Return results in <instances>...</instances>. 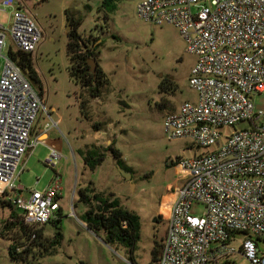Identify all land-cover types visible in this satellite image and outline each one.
I'll list each match as a JSON object with an SVG mask.
<instances>
[{
  "label": "built area",
  "instance_id": "1",
  "mask_svg": "<svg viewBox=\"0 0 264 264\" xmlns=\"http://www.w3.org/2000/svg\"><path fill=\"white\" fill-rule=\"evenodd\" d=\"M41 0H0L10 10L0 24V195L40 227L61 207L62 177L55 173L39 190L16 185L43 97L18 61L33 53L43 31L30 12ZM139 18L174 25L187 53L195 56L189 85L197 101L183 102L163 117L168 139H188L205 151L182 158L183 183L174 191L157 264H264V111L253 96L264 93V0H138ZM9 39V43L7 42ZM242 122L246 128L235 129ZM233 127L229 134L222 130ZM52 148L45 164L55 168ZM10 193V195H8ZM195 204L203 210L191 212Z\"/></svg>",
  "mask_w": 264,
  "mask_h": 264
},
{
  "label": "rangeland",
  "instance_id": "2",
  "mask_svg": "<svg viewBox=\"0 0 264 264\" xmlns=\"http://www.w3.org/2000/svg\"><path fill=\"white\" fill-rule=\"evenodd\" d=\"M137 2L116 0L112 13L104 12L100 0H41L30 8L43 31L32 53L33 66L42 82L44 105L51 118L58 120L52 136L63 139L68 156L57 164L63 185L59 222L63 240L49 253L24 262L10 258V242L0 233V264H149L155 244L163 241L174 191L185 177L184 170L172 162L205 151L188 139H168L163 132L166 113L183 102L197 101V92L189 85L195 56L186 52L185 41L174 25H154L139 18ZM67 13L80 21L78 32L89 45L101 41L96 49L97 63L106 74L108 87L98 98L88 99L69 75L66 32L72 26ZM10 19V10L0 11L2 26L7 28ZM164 80L171 81L175 90L161 91L159 85ZM82 96L88 99L89 118L82 114ZM253 100L255 109L264 111V93ZM94 122H102V129L95 131ZM248 126L242 122L235 129ZM233 129L226 127L222 133L227 135ZM110 142L121 153L122 165L106 150L102 163L88 169L78 150L92 143L106 147ZM21 165L22 161L15 182L24 187L19 191L22 197L28 189L41 190L37 184L48 180L55 170L35 156L26 170H21ZM118 165L131 177L125 179ZM88 184L96 192L112 193L140 216V236L132 254L105 244L79 219L87 207L77 200L78 188ZM202 210L200 204L191 208L194 214ZM8 214V209H0V230ZM43 230L45 236L54 232L50 223ZM238 264L248 263L240 259Z\"/></svg>",
  "mask_w": 264,
  "mask_h": 264
},
{
  "label": "trees",
  "instance_id": "3",
  "mask_svg": "<svg viewBox=\"0 0 264 264\" xmlns=\"http://www.w3.org/2000/svg\"><path fill=\"white\" fill-rule=\"evenodd\" d=\"M100 1L104 12L112 13L116 9V0ZM105 19H107V15ZM67 20L70 21L72 26L66 32L68 38L66 55L69 63V75L85 90L88 99L98 98L102 95L105 88L108 87V79L98 63L96 71L93 74L89 70L88 59L93 58L97 61L96 49L101 41L97 44H93L90 41L89 45L78 32L80 21L68 13ZM32 60V53H18L20 65L28 74L32 83L37 87L40 94L43 95L42 82L33 66ZM159 87L161 91L172 92L175 90V85L169 80L162 81ZM88 99L82 96L80 101L82 114L87 118H89L87 111ZM103 125L102 122H94L92 128L95 131H99ZM106 150L111 151L117 164L122 165L121 153L113 148L112 142L106 147L92 143L79 149L78 152L85 166L93 170L97 165L102 163L105 155L104 151ZM180 160L172 162V164L177 165ZM77 200L87 207L79 219L86 225L88 230L100 236L105 244L114 249L122 248L130 254L133 253L139 240L141 226L140 216L135 211L124 207L112 193L104 194L96 192L90 184L78 188ZM0 209H8L9 211L7 219L3 221L0 233L1 237L10 242L8 254L11 259L28 262L30 259L49 253L62 242L63 231L59 225L62 217L61 207H59L48 222L54 228L51 236H45L44 225L35 227L26 224L23 219V212L6 197V194L0 195ZM162 242L161 240V242L156 243L152 249L151 262L149 264H157L162 249ZM36 251H38L37 254Z\"/></svg>",
  "mask_w": 264,
  "mask_h": 264
},
{
  "label": "crops",
  "instance_id": "4",
  "mask_svg": "<svg viewBox=\"0 0 264 264\" xmlns=\"http://www.w3.org/2000/svg\"><path fill=\"white\" fill-rule=\"evenodd\" d=\"M50 113V111H49ZM51 116V113H50ZM50 119V117L48 116V114H46L45 112H40L37 121L34 125L33 128V132H32V136L34 138H40L41 136H44L43 138H41L40 141V145L37 148H30L26 154L23 156L22 158V165H21V170H26L28 163L30 162V160L35 156L37 158V160H39V158L41 159V161L45 164V159L47 158V156L50 153V150L52 148L56 149L59 153H60V158L57 162V164L59 165V162L61 159H67V153L65 152V145H64V141L63 139H61V137H59V135H54L52 136V131H53V127L51 128H47L46 124L49 123L47 120ZM54 121H58V120H54ZM41 147V148H40ZM47 165V164H45ZM55 166V170L53 172V174L48 177V180H45L43 183L41 184H37L38 187H41V189L45 188L49 182L51 181V179L53 178L55 173H59L60 171L57 170V166ZM23 187V186H22ZM24 188V187H23ZM36 189V188H34ZM29 190V189H28Z\"/></svg>",
  "mask_w": 264,
  "mask_h": 264
},
{
  "label": "water",
  "instance_id": "5",
  "mask_svg": "<svg viewBox=\"0 0 264 264\" xmlns=\"http://www.w3.org/2000/svg\"><path fill=\"white\" fill-rule=\"evenodd\" d=\"M67 27L70 28L69 22L67 24ZM88 62H89V65H90L89 70L94 74L95 71H96V67H97V61L95 59H93V58H89ZM118 168H119L120 172L123 174L125 179H128V178L131 177L130 172H127L126 170L122 169L119 165H118ZM154 221H156V218H154Z\"/></svg>",
  "mask_w": 264,
  "mask_h": 264
}]
</instances>
